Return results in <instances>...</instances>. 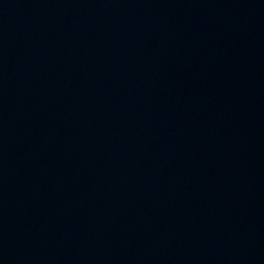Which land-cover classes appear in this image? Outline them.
<instances>
[{"label":"water","instance_id":"water-1","mask_svg":"<svg viewBox=\"0 0 264 264\" xmlns=\"http://www.w3.org/2000/svg\"><path fill=\"white\" fill-rule=\"evenodd\" d=\"M0 264H264V238L143 123L0 34Z\"/></svg>","mask_w":264,"mask_h":264}]
</instances>
